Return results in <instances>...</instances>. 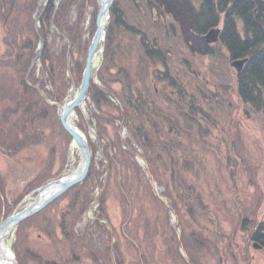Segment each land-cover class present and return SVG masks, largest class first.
<instances>
[{
    "label": "rangeland",
    "instance_id": "rangeland-1",
    "mask_svg": "<svg viewBox=\"0 0 264 264\" xmlns=\"http://www.w3.org/2000/svg\"><path fill=\"white\" fill-rule=\"evenodd\" d=\"M26 1L29 0L17 1V6L22 8ZM45 2L42 0L39 4L44 5ZM97 3L100 10L102 0H97ZM114 4L119 5L128 28L139 30L150 42L157 39L161 47L169 51L167 66L176 81L169 91L175 103L170 104L165 96L161 97L159 85L150 83L147 87L149 90L156 88L162 102L157 103L158 106L166 113L173 112L176 120L173 119L178 125L173 123V132L169 133L167 128L162 137L167 149L156 150L155 155L162 157L156 162L159 168L155 175L148 170L144 151L135 144L138 153L136 161L142 175L137 177L131 168L128 171L130 180L129 176H124L122 181L119 176H116L117 181L115 176L109 179L104 207V215L108 216L109 222L106 217L99 220L97 198L102 191L100 185H105L108 179L107 174H100L105 172L107 162L103 144L99 140L101 130L93 116L95 111L89 106L88 95L86 103L79 109L84 121L77 114L78 109L72 113L71 121L77 128L84 124L90 140L98 148L96 169L88 185L91 191L89 208L69 218V221L76 218L78 221L74 226L67 222V231L71 226L70 233L73 235L65 240L60 222L62 210L69 200L65 197L67 191L46 209L19 224L5 239H8L14 259L18 264H264V248L253 237L258 226L264 224L263 120L241 102L237 89L238 74L228 60L225 49H215L216 44H206L203 36L196 32L195 13L200 8L201 0H162L163 16L160 19L156 14L151 18L146 10L136 9L132 0H114ZM18 7L12 13H7L6 4L0 0L2 100L13 94L14 85L17 87V83H14L16 73H13L8 62L2 63L1 57L7 51L9 24L15 22L23 28L26 23L25 14ZM92 10L88 6L83 17L85 22L79 27L80 38L72 52L74 61L87 60L84 49L90 40ZM78 15L79 10L74 7L69 20L75 24L80 20ZM158 20L161 24L156 23ZM37 27L38 22L35 23ZM55 32V29L52 30L49 44L53 55L59 56L68 44ZM123 34L122 44L128 47V51L122 60L132 78L137 79L143 62L141 36L127 32ZM103 45L95 65L98 70L103 60ZM207 46L215 49L213 56L206 53ZM68 56L69 51L66 63L59 72L63 71L71 78L73 64ZM34 63L35 60L31 63L28 76ZM96 74L92 81L98 83ZM35 78L38 80L35 89L47 98L46 92L53 91V88L45 80L39 62ZM45 81L46 88L43 89ZM139 82L137 86L141 85ZM79 88L73 82L71 93L62 103L47 99L49 106L57 108L60 124L59 107L72 101ZM116 89L120 91L122 87L117 85ZM176 100L184 103L176 104ZM191 101L198 106L197 114L188 110ZM200 107L206 115L202 116ZM54 113L51 111L47 121L42 122L43 142L31 146L23 144L18 151L7 153L0 138V224L31 205L41 187L71 175L80 166V151L68 134L71 142L63 173L26 193L31 181L49 162L53 148V173H57L62 165L60 160L65 154L66 140ZM116 125L120 126L118 122ZM1 128L6 130L8 136L10 127L1 126L0 136ZM110 132H113L111 127ZM120 134L123 140L130 136L125 128ZM169 147L171 150L167 153ZM130 184L133 188L131 195L128 193ZM128 215L132 217L131 222L123 223ZM49 224H52V228ZM201 238L204 243L200 245ZM183 239L188 248L182 244ZM29 251L37 259L31 258ZM175 251L179 252L177 258ZM147 259H150L149 263Z\"/></svg>",
    "mask_w": 264,
    "mask_h": 264
},
{
    "label": "trees",
    "instance_id": "trees-1",
    "mask_svg": "<svg viewBox=\"0 0 264 264\" xmlns=\"http://www.w3.org/2000/svg\"><path fill=\"white\" fill-rule=\"evenodd\" d=\"M17 1L19 2V0H2V3L6 4V9H8L7 13L16 10L18 7ZM41 1L29 0L23 3L22 8L18 7L20 12L25 14L26 23L23 28L15 22L9 24V37L6 36L7 51L1 57L2 63L8 62L13 73H16L14 83H17V87L15 85L14 89L11 87L13 89L11 96L7 95L5 100L0 99V127H10L8 136L6 130L3 131L2 128V135L0 136L5 140L1 139L4 144L3 147L8 150L7 153L18 151L23 144L31 146L43 142L45 139H43L42 122L47 121L51 111H55L54 118L60 126L63 139L66 140L65 154L61 157L60 162L62 165L59 171L53 173L52 170L55 162L53 148L49 162L31 181V186L29 185L31 189H28L27 194L33 189L43 186L49 180L59 177L65 169L71 138L59 123L56 113L57 108L49 106L46 101L49 99L53 103H62L71 93L73 82L80 86L86 58L83 59V62L74 61L72 52L80 38L79 27L85 22L83 17L88 6L93 8L88 47L96 32V19L99 12L97 0H46L44 5H40ZM132 1L136 9L146 10L148 17L152 18V15L156 14L158 15L157 18L160 19L163 16L162 0ZM38 7L39 10L37 11ZM74 7L79 10L78 19H80L75 24L69 20ZM36 22H38L39 28H35ZM156 23H160V21L158 20ZM195 25L196 32L201 37L210 30L220 27L221 35L219 42L214 46L215 49L217 47L224 48L230 63L247 60L241 74L237 75L238 95L246 107L260 115L264 128V0H201L200 8L195 13ZM54 29L55 34L58 33L57 35L61 39H66L68 44L59 56L53 55L49 44V37ZM126 32L130 35L141 36L140 48L143 51V62L137 74L139 77L137 79L132 78L130 70L127 69L125 62L122 60L128 51V47L122 44L123 33ZM42 42L44 46L41 49ZM88 47L86 50L84 49L86 57ZM215 49L207 46L206 53L213 56ZM68 51V58L73 64L71 78L67 77L66 73L63 74V71L59 72L66 63ZM167 58H170L169 51H165L157 39L150 42L147 36L139 30L128 28L119 5H112L103 45V60L96 74L98 83L91 81L88 93L91 102L89 106L94 109L93 116L101 130L99 140L103 144L104 159L107 162L105 172L100 174V176L107 174L108 179L105 185H100L102 191L97 198L100 212L99 220H105V217L107 221L109 220L108 216L104 215L109 179L111 180L115 176L114 179L117 181L116 176H119L122 181L124 176H129L130 180L129 172L131 168L135 170L137 177L142 175V170L136 161L138 154L136 145L145 153L149 172L155 175L158 171L159 165L156 162L160 161L162 155H155L156 150L158 148H162L164 151L167 149L162 137L165 135L167 128L169 133L173 132V123H177V121L173 119L176 120L173 112L166 113L164 109L158 106L157 103L162 104L159 93L156 92V88L149 90L147 84L159 85L161 97L165 96V100L170 104L175 103V101H172L169 87L175 86L176 81L170 75L171 71L167 66ZM33 60H35V63L28 76ZM38 62L41 65L45 80L49 81V85L53 88V91L46 92L47 98H44L35 89L38 84V80L35 78ZM0 65L3 64L0 63ZM46 81L43 84V89L46 88ZM138 82L141 83L140 86L136 85ZM117 85L122 87L120 91L116 89ZM179 92L181 91L179 90ZM33 94L34 96H32ZM180 96H182V92ZM179 103L183 104L184 102L176 100V104ZM188 107L190 113L194 111L197 114L198 106L194 101L189 102ZM200 110L202 116L206 115L201 107ZM76 112L80 119L84 121L81 110L78 109ZM117 122L120 126L116 125ZM110 127L113 132H110ZM124 128L130 133L129 138L125 140L122 139L120 134V131ZM78 129L88 137L91 151V168L85 181L65 194V197L69 200L62 210L60 222V229L65 240L68 239V236L73 235V233H70V225L74 226L78 221L77 218L69 221V218L72 215H77L78 211L83 213L89 208L91 191L88 190V185L96 169V154L98 152V148L89 138L88 128L82 124L78 126ZM12 133L14 134L12 135ZM111 133H113V137ZM170 150L171 148L168 149L167 153ZM129 187L131 190L129 189L128 193L131 195L133 194V188L131 184ZM124 190L125 188L122 187V191ZM131 220L132 217L128 215L123 223L131 222ZM67 222L70 224L68 225L70 226L68 231ZM49 226L52 228V224H49ZM254 233V240L264 248V224H260ZM184 239L182 244L186 248L188 245ZM180 243H178V247H180ZM199 243L200 245L204 243L202 238ZM204 246L206 247V243ZM174 247L176 248V245ZM28 253L31 258L37 259L33 257L31 251ZM174 253L177 258L179 252L175 251ZM146 262L149 263L150 259H147Z\"/></svg>",
    "mask_w": 264,
    "mask_h": 264
},
{
    "label": "water",
    "instance_id": "water-1",
    "mask_svg": "<svg viewBox=\"0 0 264 264\" xmlns=\"http://www.w3.org/2000/svg\"><path fill=\"white\" fill-rule=\"evenodd\" d=\"M113 1L114 0H102L101 7L97 16L96 32L93 36L88 50L86 67L83 72L82 82L77 96L72 101H68L67 103L59 107L58 113L61 124L80 151V166L71 175L63 177L59 180H55L41 187L38 190L36 199L31 205L23 209L21 212L16 213L3 221L0 224V242L4 241L19 224L37 215L67 191L84 182L89 174L91 168V151L89 141L87 136L74 126L71 121V115L75 110L80 109L88 99L90 83L94 75L93 69L95 67L97 57L102 49V42L104 41L106 35L107 26L110 19V9L112 7ZM220 35L221 30L219 28H215L204 35L202 39L208 45L217 44L219 42ZM43 46L44 45L42 42L41 47L43 48ZM246 62L247 60L232 62V67L237 71L238 75L241 74ZM54 187L58 188V190L50 197L44 199V193ZM0 264L18 263L13 257L10 262L0 261Z\"/></svg>",
    "mask_w": 264,
    "mask_h": 264
},
{
    "label": "bare ground",
    "instance_id": "bare-ground-1",
    "mask_svg": "<svg viewBox=\"0 0 264 264\" xmlns=\"http://www.w3.org/2000/svg\"><path fill=\"white\" fill-rule=\"evenodd\" d=\"M105 42V38L104 41L102 42V45ZM97 63V62H96ZM95 63V65H96ZM93 71H95L94 75L96 74V72L98 71V68L95 66ZM93 75V76H94ZM91 84V83H90ZM73 123V122H72ZM75 126V125H74ZM76 127V126H75ZM76 145V144H75ZM77 174V173H76ZM75 174V175H76ZM58 190V188L54 187L51 190L47 191L46 193H44L43 198L46 199L48 197H50L52 194H54L56 191ZM13 259V253L9 247L8 244V239L4 240L2 242H0V261L1 262H10Z\"/></svg>",
    "mask_w": 264,
    "mask_h": 264
},
{
    "label": "flooded vegetation",
    "instance_id": "flooded-vegetation-1",
    "mask_svg": "<svg viewBox=\"0 0 264 264\" xmlns=\"http://www.w3.org/2000/svg\"><path fill=\"white\" fill-rule=\"evenodd\" d=\"M263 234V233H262Z\"/></svg>",
    "mask_w": 264,
    "mask_h": 264
}]
</instances>
